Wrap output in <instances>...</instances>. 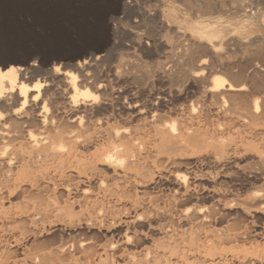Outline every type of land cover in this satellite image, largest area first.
I'll list each match as a JSON object with an SVG mask.
<instances>
[{
	"label": "bare ground",
	"instance_id": "bare-ground-1",
	"mask_svg": "<svg viewBox=\"0 0 264 264\" xmlns=\"http://www.w3.org/2000/svg\"><path fill=\"white\" fill-rule=\"evenodd\" d=\"M155 3L0 68V264H264V0Z\"/></svg>",
	"mask_w": 264,
	"mask_h": 264
},
{
	"label": "rangeland",
	"instance_id": "rangeland-1",
	"mask_svg": "<svg viewBox=\"0 0 264 264\" xmlns=\"http://www.w3.org/2000/svg\"><path fill=\"white\" fill-rule=\"evenodd\" d=\"M155 1L0 0V68L35 64L40 72L53 71L55 66L70 69L92 55H110L118 41L124 40L112 26L125 21L129 5L148 10Z\"/></svg>",
	"mask_w": 264,
	"mask_h": 264
}]
</instances>
